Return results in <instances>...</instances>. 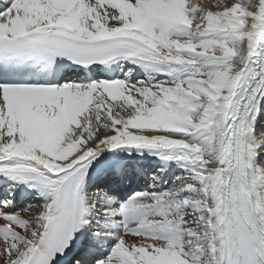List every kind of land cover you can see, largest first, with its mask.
<instances>
[{"label":"snow or ice","instance_id":"1","mask_svg":"<svg viewBox=\"0 0 264 264\" xmlns=\"http://www.w3.org/2000/svg\"><path fill=\"white\" fill-rule=\"evenodd\" d=\"M0 264H264V0H0Z\"/></svg>","mask_w":264,"mask_h":264}]
</instances>
